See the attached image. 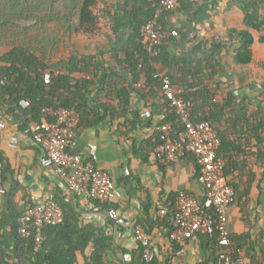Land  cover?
Segmentation results:
<instances>
[{"label":"trees","instance_id":"trees-1","mask_svg":"<svg viewBox=\"0 0 264 264\" xmlns=\"http://www.w3.org/2000/svg\"><path fill=\"white\" fill-rule=\"evenodd\" d=\"M36 2L0 0V48H7L0 55V116L20 113L26 118L20 120L21 128L25 130L34 121L42 119L45 107L77 110L81 115L79 125L84 127L107 122L108 117L115 121L129 113L130 119L123 121L117 129L124 125L125 132L133 131L141 116L139 107L133 102L134 95L140 100L158 97L159 91L162 92V78L155 75L161 72L157 67L161 64L169 68L167 76L175 86L182 87V95L191 101V119L194 122L210 121L217 129L221 139L218 152L227 158L225 176L235 189L236 200L242 201L248 196L251 176L244 167L253 159L252 146L257 145L263 152L264 144V79L251 80L250 76V66L257 56L256 38L264 45V0H229V8L236 7L243 12L245 28L228 30V45H215L211 52L205 46L188 48L183 44L182 55L173 54L171 48L173 40L182 38L180 34L166 38L156 55L150 54L142 43V27L162 7L161 0H114L112 30L116 38L111 39L109 52L118 63L116 67L110 62L107 66L106 59L98 60L93 54L79 53L74 40L78 35L96 34L100 29L99 13L108 12V0H65V13L61 17L66 18V24L54 33L59 32L61 43H71V52L66 60L58 62L40 57L29 43L22 41L25 31L32 30L33 22L41 21L43 9L48 8V0ZM208 9L206 3L197 4V23L210 18ZM173 11L164 10L161 14L160 22L167 32L173 31L169 20ZM59 13L61 11L50 10L46 20L58 21ZM221 49H227L224 56L216 53ZM259 64L264 69V59ZM241 68L243 71L239 70ZM224 70L232 75V81H223ZM46 74H50V82H46ZM236 81L240 88L249 87L259 92L253 97L246 92L236 95L231 90ZM104 96L117 104L104 100ZM22 99L28 100L30 105L20 106ZM159 102L166 116L164 121L173 123L172 132L176 135L183 129L182 122L165 96H160ZM160 142L157 131L151 148ZM146 144L148 141L141 148L135 146V151L145 150ZM236 155H243V158L234 160ZM195 162L198 176L200 168L197 159ZM239 169L242 171L235 175ZM177 195L167 207L168 213L155 220L150 218L151 205H145V216L140 225L150 239L152 230L161 225L168 229L170 237ZM54 199L62 206L65 218L59 224L43 227L44 240L38 250L33 236L23 237L19 233V218L23 214L0 217V231L3 229L0 232V264H114L110 260L116 245L113 235L93 222L81 224L69 202L64 198ZM230 236L231 253L236 259L240 257L239 250L247 246L248 235L235 236L230 232ZM205 237L217 257L220 251L217 236ZM177 248L180 247L175 243ZM130 252L132 260L126 264H145L141 242H137V247ZM154 264H157L156 259ZM258 264H264V257Z\"/></svg>","mask_w":264,"mask_h":264},{"label":"crops","instance_id":"crops-1","mask_svg":"<svg viewBox=\"0 0 264 264\" xmlns=\"http://www.w3.org/2000/svg\"><path fill=\"white\" fill-rule=\"evenodd\" d=\"M200 3H206L209 6L207 13L210 18L203 23H197L195 20L197 4L187 1L181 2V5L170 14L169 20L173 30H177L182 37L172 41L173 54L182 55L185 51L183 44L188 48L205 46L211 52L215 45H228V30L245 28L243 12L236 7L229 8V0H202ZM108 4V12L103 10L99 13L101 15L100 29L96 34L76 36L75 45L79 53L93 54L98 60L106 59L107 66L110 62L113 67H116L118 63L109 52L112 47L111 39L116 38L112 30L114 0H108ZM254 47L257 50V56L250 66L251 80H258L259 76L264 79V69H255L257 61L261 59L259 52L264 51V45H261L256 38ZM226 51L227 49H221L216 53L218 56H224ZM261 57L264 59V56ZM157 67L161 73L168 74V67H163L161 64ZM243 69L239 70L243 71ZM222 79L230 82L233 77L224 70ZM178 88L182 90V87ZM231 90L236 95L246 92L251 97L259 92L250 90L249 87L240 88L237 81ZM162 95L163 93L159 91L157 98L148 97L146 100H140L136 94L134 95L133 102L141 111L135 130L125 132L127 129L124 125L117 129L123 121L130 119L129 113L115 121L108 117L107 122L94 126L79 125L70 147L72 152L90 157L97 168L104 169L113 175L117 192L112 206L117 210L121 223L109 218L106 211L96 216L91 214L89 209L91 201L72 194L65 188L63 178L53 169L44 166L43 149L21 128L20 120L26 118H23L20 113H15V116L10 115L13 120L5 128H0V157L4 162L3 183L7 189L6 195L0 197V217L20 216L30 205L50 198H64L74 207L81 224L93 222L113 235L116 245L111 251V262L130 263L132 260L130 251L137 247L132 229L134 226L142 227L140 223L145 216L144 210L147 203L151 205L150 218L155 220L156 217L161 216L160 209L169 207L172 198L179 192L193 193L200 203L204 202L205 198L203 187L197 180L194 155L187 152L176 161L166 164L157 160L155 156L157 146L151 148L152 142L156 140L157 127L162 122L164 114L159 102V97ZM103 98L108 102L111 100L109 97ZM219 100L222 98L219 97ZM113 102L117 104V101ZM3 117L0 116V119ZM13 137L16 138L15 145H12ZM145 141H148L149 146L146 144L147 148L137 153L135 146L136 149L141 148ZM233 154L235 155V152ZM251 155L253 158L251 164L244 167L251 176L250 193L244 200H236L228 210V228L231 234L248 235L247 246L239 250L240 257L243 259L242 264H258L264 257L262 254L264 249V144L263 152L257 145H253ZM260 156L263 158L261 159ZM242 158L243 155H236L234 160ZM125 169H129L130 174H125ZM240 171L242 170H236L235 175ZM2 231L3 229L0 232ZM150 236L152 245L158 250L157 264H213L216 259L205 234H197L189 239L182 252H180V246L179 249H175V243L168 237V229L164 225L155 227Z\"/></svg>","mask_w":264,"mask_h":264},{"label":"built area","instance_id":"built-area-1","mask_svg":"<svg viewBox=\"0 0 264 264\" xmlns=\"http://www.w3.org/2000/svg\"><path fill=\"white\" fill-rule=\"evenodd\" d=\"M186 1L198 4L202 0ZM181 2L182 0H161L162 7L142 27V43L150 54H158L166 38L178 35L177 30L165 31L160 18L164 10H175ZM155 76L162 78L163 96L183 124V129L174 135L173 123L164 121L166 116L163 114V121L157 127L161 142L155 149V156L160 162L169 164L187 152L194 155L200 168L197 180L203 187L205 197L204 202L200 203L193 193H178L170 238L181 247L182 252L187 241L197 234L217 236L220 251L213 264H242L243 259L233 258L230 249L232 241L228 228V210L236 202V192L225 176L227 160L218 152L221 146L218 131L210 121L194 122L191 119L192 103L182 95V90L166 74L159 72ZM45 80L50 82V74L45 75ZM19 104L27 107L30 102L22 99ZM43 113L42 119L34 121L25 132L42 147L44 166L61 176L65 188L72 194L91 201V214L96 216L106 211L109 218L121 223L117 210L112 206L117 192L113 175L97 168L90 157L70 150L81 121L80 113L69 107H45ZM12 120V116L1 118L0 128H5ZM15 143L16 138L13 137L12 145ZM3 167L4 162L0 157V197L7 193L3 183ZM124 173L130 174V170L125 169ZM167 213L168 208H161L159 211L161 216ZM64 218V210L54 198L35 203L19 218V233L23 237L33 236L38 250L44 240L43 227L59 224ZM132 234L144 247L145 264H154L158 250L152 245L145 229L134 226Z\"/></svg>","mask_w":264,"mask_h":264},{"label":"rangeland","instance_id":"rangeland-1","mask_svg":"<svg viewBox=\"0 0 264 264\" xmlns=\"http://www.w3.org/2000/svg\"><path fill=\"white\" fill-rule=\"evenodd\" d=\"M35 3L38 2L35 0ZM47 6L48 8L43 9L42 14L39 12L42 18L41 21L36 20V22H33V29L30 31H25L24 35L22 36L23 40H21L26 44L29 43V46L33 51L48 61L58 62L63 59L66 60L71 52V43L66 41L61 43L59 32L54 33L56 29H59L63 24H66V18L61 17V15L65 13V0H48ZM52 9L55 12L61 11V13H59L60 16L58 21L51 22L46 20L49 17L48 13H50V10ZM75 39L76 37L74 40ZM6 50L7 48H0V55ZM263 53L264 51L259 52L260 58L261 56H264ZM260 61H263V59H260ZM260 61H257L258 63L257 66H255V69L260 68L263 70L262 66L259 64ZM258 80L262 81L260 76L258 77Z\"/></svg>","mask_w":264,"mask_h":264}]
</instances>
